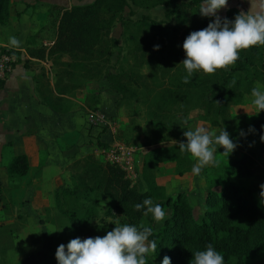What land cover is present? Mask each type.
Returning <instances> with one entry per match:
<instances>
[{
	"label": "trees",
	"instance_id": "trees-1",
	"mask_svg": "<svg viewBox=\"0 0 264 264\" xmlns=\"http://www.w3.org/2000/svg\"><path fill=\"white\" fill-rule=\"evenodd\" d=\"M142 2L93 0L70 7L53 6L48 25L53 33L51 42L26 49L28 57L48 64V68L38 64L32 77L40 102L57 113L67 112L70 98L84 91L88 82L104 78L120 95L117 104L128 96L133 120L132 103L144 105L149 144L171 140L173 118L199 110L196 119L222 126L241 155L205 168L208 189L199 221L184 192L165 195L164 188L155 182L161 163L174 161V171L179 176L191 171L194 161L180 152L178 143L146 152L142 177L147 191L126 178L120 167L100 161L93 153L77 158L67 165L73 184L55 191L54 205L74 230L73 239L83 240L104 236L117 225L139 228L143 223L153 228L151 216L145 217L143 209L134 210L135 204L151 198L167 212L161 227L153 228L149 237L157 242V251L147 257V264H162L165 256L171 264H190L192 253L204 250L208 244L223 255L225 264H248L264 252V198H255L251 190L236 186L227 178L229 174L249 175L256 159H264V118H256L248 125L243 115L233 116L230 109L242 104L254 87L264 86V46L241 51L234 65L212 75L194 73L185 84L181 79L186 74L181 63L185 58L183 41L191 32L206 28L214 18L199 15L202 0H156L166 6L160 20L146 14L135 17L131 9L124 15L131 3ZM239 11L230 7L221 19L233 20ZM7 18L8 0H0V24L6 23ZM116 23H120L121 35L130 43L126 50L112 34ZM9 51L15 54L13 49ZM34 64L28 58L24 60L26 67ZM143 67L147 68L146 73H142ZM91 96L93 99L86 97L83 104L95 109L99 97L95 93ZM251 138L256 139L255 145H251ZM97 145L107 147L98 140ZM28 170L25 154L12 156L6 165L13 182L10 187L16 186L14 180L25 176ZM3 190L0 186V203L5 210ZM98 197L105 202L104 219L101 224L91 225L97 217ZM11 236V228L0 227L3 255Z\"/></svg>",
	"mask_w": 264,
	"mask_h": 264
},
{
	"label": "crops",
	"instance_id": "crops-1",
	"mask_svg": "<svg viewBox=\"0 0 264 264\" xmlns=\"http://www.w3.org/2000/svg\"><path fill=\"white\" fill-rule=\"evenodd\" d=\"M55 5L66 6L63 1L59 0H8V18L6 23L0 24V46L13 49L16 56L9 75L5 79H0V176L8 177L10 183L6 165L14 155L25 154L29 164L28 173L20 179L14 180L16 186L9 187L11 193L20 194L19 196L23 199L19 202L17 199L15 202L16 205L19 204L22 207L14 216L20 219L15 220L12 217L13 211L5 212L2 203H0V217L5 219L4 222H0V227L1 229H12V236L7 244L9 247L6 251L10 252L11 247L15 245L32 246L33 243L38 245L40 241L41 245L43 244L51 250L50 255L54 261L56 260L57 247L73 239L74 230L67 223L63 225H58L56 221L41 223L40 220L44 218L45 214H41V211L45 207V210L50 208L55 213L54 216H57L56 208L53 207L54 193L61 187L72 185V177L67 170V165L88 153L96 152L97 155H100L98 150L101 149L98 148L97 142L96 145L84 144L83 135L79 131L80 126L76 127L78 120L84 122V110L80 108L79 113H74L73 110L57 113L40 102L35 88L32 77L36 72V66L43 64L48 68V64L28 57L26 49L48 45L51 42L53 33L48 27L49 15ZM10 36H15L20 41L19 47L9 45ZM27 58L29 62L36 64L26 67L24 60ZM252 99L251 95H247L242 104L232 106L230 109L233 116L243 115L248 125H251V122L256 118H264V111L248 118L247 112L254 111L251 105ZM81 125V128L87 131L83 123ZM215 127L223 129L222 126L216 125ZM74 130H78L77 137L76 134L72 136ZM98 138L101 143H106L107 147L115 142H120L118 139L112 138L110 129H107ZM12 148H15V151H12ZM220 149L223 151L222 148ZM215 155L218 159L220 153ZM240 155L241 152L235 148L228 158H237ZM205 168L199 175L193 174L192 171L183 176L177 175L179 183H176L174 194L179 191L185 192L191 205L190 194L194 191L197 192L199 198H202L208 189ZM227 181L251 190L254 197L259 198L261 185H264V159H256L249 175L229 174ZM6 182H0V186L6 188L8 185H5ZM169 191L168 188V193L171 195L172 192ZM50 198L52 205L49 203L47 206L46 201L47 199L49 201ZM3 202L5 201L3 200ZM14 220L25 221L20 228L21 233L14 232V228L11 226ZM25 223H30V226L25 227ZM30 227H34L33 231ZM50 231L55 232L49 234ZM44 261L51 260L47 258ZM258 262H260L258 264H264V257L261 256Z\"/></svg>",
	"mask_w": 264,
	"mask_h": 264
},
{
	"label": "clouds",
	"instance_id": "clouds-1",
	"mask_svg": "<svg viewBox=\"0 0 264 264\" xmlns=\"http://www.w3.org/2000/svg\"><path fill=\"white\" fill-rule=\"evenodd\" d=\"M247 11H239L233 20L221 19L217 13L226 9L228 0H202L199 5L201 17H213L206 28L191 32L183 41L185 54L181 62L185 75L182 82L187 84L194 73L212 75L218 70L231 67L240 58L241 51L264 46V0H247ZM11 47H19L20 41L10 36ZM158 48V46H156ZM235 83V81H233ZM252 115L264 111V90L254 87L251 90ZM187 124L185 120L183 122ZM186 142H176L181 153H187L194 161L192 173L199 175L208 166L219 163L216 153L228 157L237 147L224 129L217 135L215 129L196 127L183 131ZM264 141V135L261 136ZM148 189L145 188V191ZM260 196L264 198V185H261ZM143 209L145 217L151 216L155 223L165 218V210L160 204H154L151 198L134 205V210ZM55 231L48 232L49 234ZM153 235L152 227L124 224L117 225L104 236L86 239H71L67 245L61 244L55 251L57 264H147V257L157 251V242L149 240ZM162 264H171L165 256ZM190 264H225L223 255L212 244L204 250L192 253Z\"/></svg>",
	"mask_w": 264,
	"mask_h": 264
},
{
	"label": "rangeland",
	"instance_id": "rangeland-1",
	"mask_svg": "<svg viewBox=\"0 0 264 264\" xmlns=\"http://www.w3.org/2000/svg\"><path fill=\"white\" fill-rule=\"evenodd\" d=\"M59 1H63V3L67 7L73 4H86V3L91 2V0H59ZM138 1H143V2L142 3H131V7H127L125 9L124 15H127L131 9L135 17L141 14H146L149 17L156 19V20H160L164 18L165 11H166L165 4H159L155 2L156 0H138ZM230 7L238 8L240 11H247L249 4L247 0H228L227 8L221 9L217 13V15H219L220 17L223 16L225 11ZM121 33H122V27L120 23H116L112 29V34L115 39H118L123 49L126 50L127 47H129L130 43L124 38L123 35H121ZM146 72H147V68L143 67L142 73H146ZM260 88L261 90H264L263 85H260ZM92 93H95L99 97V104L97 105L95 109L86 108L85 105L83 104L84 103L83 99H85L86 97L89 99H93V97L91 96ZM119 97L120 95L110 88L109 82L106 79L99 78L97 80L88 82L87 87L84 91L78 92L75 97L70 98L66 104V108H67V111H70V110L75 111L74 113H79L78 111H80V108L84 110V117H83L84 122H82L81 120H78V124H76V127L80 126L79 131H81L83 135L82 139H83L84 144L96 145L97 140L99 141V138H98L99 135L103 134L107 129H110L111 136L113 139L116 138L123 144L127 146H133L136 148L135 171L137 174L134 178H130V181L132 183H135L141 190H145V188H147V184L142 177V162H143V159L147 151H149L150 149L154 147L165 145V144H171V143H176V142H186L185 137L183 136V131H187L189 129L194 130L196 127L203 126L210 130L215 129L217 135L219 134L220 129H221L220 127L212 126L207 121L196 119V116H198L201 113V111L192 110L187 115H178L173 118L172 120V126H173L172 132L173 133H172L171 140L167 139L166 142H162L156 145L149 144L148 140L145 137L149 129V124L147 123L146 118H145L144 105H142L140 102H137V101L132 103V106L135 109V112H133L135 118L133 120L131 118V113H132L131 111L133 109H130V107L128 106V96H125V98H123V100H120L119 103L117 104L116 99ZM253 112L254 111L247 112L248 118L254 116L252 115ZM185 120L187 121V124L183 123ZM76 122H77V119H76ZM80 123L81 124L83 123L84 128L87 129V131L86 130L84 131V129L81 128L82 125ZM245 123H246V120H245ZM77 131L78 130H74V132H72V136L76 134V137H77L78 135ZM251 140H252L251 145H255L256 139L251 138ZM6 150L8 151V149ZM12 151H15V148H12ZM219 152L222 153L223 151H221V149L219 148L216 154H219ZM92 155H94L95 157L97 156V158L100 161H104L103 157H101L100 155H97L96 152H94ZM227 158L228 157H224L220 154L218 158V161H219L218 164L220 165V163L225 162ZM160 168H161V171H160ZM174 168H175L174 161H168L165 163H161L159 165V172L157 174L155 182L164 188L165 195H170L168 193V188L172 192L171 195H174L173 191L175 189V186H177L176 183H179L178 182L179 178H177ZM183 175H180V176H183ZM0 178H1L0 182L7 181L5 185L8 184L6 188L4 187V190L2 191L3 192L2 195L5 201L4 203H7L8 205L7 210H4V211L8 213L10 211H13L12 217L15 220L20 219V218H15L14 216H16L15 215L16 212H18L19 209H22V207H20L19 204L16 205L15 202L17 201V199H18V202L23 199L19 196L20 194L11 193V190L9 189V187L13 185V182H11L10 180V183H9L8 177L3 178L0 176ZM71 186L72 185H70V187ZM190 196H191V203L193 205L192 208H193L194 218L199 221L203 214L205 195L202 196V198H199L197 192L194 191V193H191ZM51 200H52L51 198L49 199V201L47 199L46 201L47 206L49 205ZM98 203H99V207L97 209L98 211L97 217L91 221V225L101 224L102 220L104 219L103 207L105 205V202H103L99 198ZM50 205L52 204L50 203ZM53 207L56 208L55 205H53ZM45 209L46 207L42 209L41 211V214L45 213L44 218L40 220L41 223L51 222V221L58 222V225H63L66 223L65 218L60 215L57 208H56L57 216H54L55 213L50 208H48L47 210ZM166 212L167 210H165V213ZM15 220L14 222H12L11 226L14 228V232L21 233L22 230H20V228L21 226H23L25 221L19 220L17 222ZM4 221L5 219H3V217H0V222H4ZM162 222L155 223L154 221H152L151 224L155 230H158L159 227H161ZM24 226L29 227L30 223H25ZM33 228L34 227H30L31 231H33ZM18 235L20 236V234ZM64 244L67 245V242H65ZM40 247L41 249H39ZM50 253H51V250L43 246V244L41 245L40 241L38 245H36V243H33L32 246H29V245L16 246L15 245L14 247H11L10 252L6 251L4 255L3 253L2 254L0 253V264H57V261L56 260L54 261ZM43 256L45 257L43 260H41ZM261 256L264 257V252H262L261 255H259L258 257L249 260L248 264L260 263L258 262V260L259 258H261ZM47 258L50 259L51 261L49 262L44 261Z\"/></svg>",
	"mask_w": 264,
	"mask_h": 264
},
{
	"label": "built area",
	"instance_id": "built-area-1",
	"mask_svg": "<svg viewBox=\"0 0 264 264\" xmlns=\"http://www.w3.org/2000/svg\"><path fill=\"white\" fill-rule=\"evenodd\" d=\"M9 50L10 48L7 46H0V79H5L9 75L16 59L15 54L10 53ZM98 152L105 162L120 167L129 180L136 176L135 147L127 146L122 142H115L106 148L99 149Z\"/></svg>",
	"mask_w": 264,
	"mask_h": 264
}]
</instances>
